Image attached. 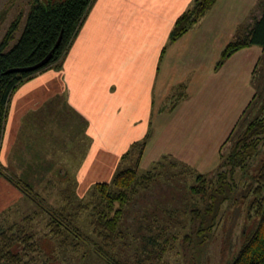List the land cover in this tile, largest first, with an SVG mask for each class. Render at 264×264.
<instances>
[{
	"label": "crops",
	"instance_id": "crops-1",
	"mask_svg": "<svg viewBox=\"0 0 264 264\" xmlns=\"http://www.w3.org/2000/svg\"><path fill=\"white\" fill-rule=\"evenodd\" d=\"M191 1L95 0L62 67L37 72L15 90L0 147L1 163L9 161L20 132L31 124L38 128L32 146L43 149L42 140L52 138V153H57L55 146L69 150L78 137L88 139L85 172L101 173L112 147H126L154 124L139 170L168 153L196 166L206 154L200 169L217 167L221 146L254 97L251 75L263 48H242L219 68L216 62L259 0H216L187 32L169 41L176 18ZM58 96L63 100L53 103L56 114L26 118ZM72 112L81 119L73 121ZM44 121L53 127L42 130ZM23 195L0 176V212Z\"/></svg>",
	"mask_w": 264,
	"mask_h": 264
},
{
	"label": "rangeland",
	"instance_id": "rangeland-1",
	"mask_svg": "<svg viewBox=\"0 0 264 264\" xmlns=\"http://www.w3.org/2000/svg\"><path fill=\"white\" fill-rule=\"evenodd\" d=\"M31 1L0 0V11L5 7L9 8L5 19L0 24V42L11 21L23 9L24 15L19 29L14 33L10 45H13L20 37ZM263 2L264 0L258 1L255 9L250 11L247 18L239 24L236 33L244 34L253 24L255 18L261 13ZM251 85L256 99L254 101L252 99L251 107H246V111L244 110L245 112L243 111L241 114L230 133L231 138H234L243 129L264 96V49L251 75ZM62 100V96H58L57 99L47 101L38 109L31 110L26 118L30 120L35 115L42 113L56 114L58 107L53 106V103H61ZM8 114L7 111L5 126L8 121ZM71 116L73 121L81 119L75 112H72ZM51 123L44 121L41 129L44 130L45 128L47 130L49 126L53 127ZM25 127L26 129H22L17 143L14 144L11 150L9 161L6 164H2L0 161V168L8 176L19 181L22 180L25 183H31L30 180L35 177L33 192L37 195V199L34 200L24 194L23 199L15 201L9 209L1 211L0 229L13 224H24L25 227L35 232L36 239L39 241V246L43 252V255H37L36 264H44L43 260L46 257L49 258L48 264H107L85 244L80 246L79 250H74L71 246L60 245L58 240L51 237L49 227L46 225L48 213L40 205V202L43 206L59 214L60 210L63 209V216H69V214L77 212L76 216L72 215L75 218L73 220L74 228L76 226L80 230L78 232L84 238L91 236L93 229L91 203L95 200L93 186L101 181L110 182L119 171L128 167L138 165L140 168L142 157L139 159L140 148L147 134L148 138L144 145L146 146L149 143L153 135L154 124H148L145 135L131 140L126 147L122 149L120 147V150L117 149V146L112 147L113 154L103 161L100 170L102 172L88 175L83 164L85 149L89 145L88 139L78 137L70 144L69 150L66 148L65 150H59L61 147L55 146L54 148L58 149L57 153H52L54 145L50 142L52 138L42 140L45 146L43 149L33 147L32 142L37 141L34 136L38 128L36 129V125L31 126V124ZM27 135H29L28 138H26ZM135 142H138V145L133 146ZM230 143L231 141L226 140L221 146V155L227 154ZM126 152L129 154L122 159V155ZM47 153H50V155L48 156ZM141 154L143 155V153ZM206 156V154H202L199 158V164L196 166V164H191L176 154L168 153L163 154L153 163V165L156 162L160 163L156 169L152 170L153 165H149L148 169L141 167L140 172L144 173V171L152 170L154 176L138 189V192L125 208L124 216L118 227L119 236L116 246L109 250L114 261H119L121 264H135L136 262L141 264H227L240 247L243 239L241 236L242 228L245 225L251 226L252 224L247 219V201H243L241 197L237 199L235 197L222 205L217 224L205 237L204 243L199 247L195 245L190 210L193 207H201L202 203L198 196L190 192L189 187L194 184L197 173L213 172L218 167L208 171L205 170L206 168L200 169L204 160L208 158ZM261 157L262 152L259 158ZM147 158H149V155ZM45 159L54 162L52 166L54 173L48 170L44 171L36 165V163H41ZM210 162L208 160L205 165ZM254 171L255 169H250V173H254ZM49 173L55 178L54 180H49V177H51ZM41 176L43 177L41 178ZM36 179H38V182ZM235 180L239 188L243 186L245 179L239 170L235 173ZM81 202L87 203V206L78 209ZM28 215L30 218L25 221L24 218ZM19 248L15 246L14 250L16 251Z\"/></svg>",
	"mask_w": 264,
	"mask_h": 264
},
{
	"label": "trees",
	"instance_id": "trees-1",
	"mask_svg": "<svg viewBox=\"0 0 264 264\" xmlns=\"http://www.w3.org/2000/svg\"><path fill=\"white\" fill-rule=\"evenodd\" d=\"M94 1L32 0L29 3L20 37L13 45L10 43L14 33L19 29L24 10H20L11 21L0 42V143L12 94L37 72L47 68L58 70L62 67L65 55ZM215 2L216 0H192L190 6L176 18L169 41L172 42L187 32ZM8 10L9 8L5 7L0 11V24ZM60 35V43L55 46ZM252 45H258L264 49V2L260 16L255 18L246 32L242 35L237 32L225 45L216 62V68H219L236 51ZM52 49H54L52 57L44 66L34 71L6 72L11 68L37 63ZM254 99L256 95L253 101ZM251 105L250 102L247 108ZM147 138L148 134L142 142L139 159ZM227 140L231 143L227 154L220 156L218 167L213 172L197 173L194 184L189 187L190 192L198 196L202 203L201 207H193L190 210L193 241L198 247L202 245L206 240L205 237L216 226L222 205L235 197V199L241 197L243 201H247V219L252 225H245L242 228L243 239L240 247L227 264H264V96L243 129L234 138L230 135ZM136 145L138 142L133 144V146ZM261 152L262 157L259 158ZM53 164L54 162L50 159L36 163L44 171L54 173ZM159 165L160 163L156 162L152 170ZM250 169H255L254 173H250ZM152 170L143 173L139 171L138 165L128 167L119 171L110 182L95 183L93 186L95 200L91 203L93 229L92 235L87 238L78 232L80 230L76 226L74 228L75 218L72 215L76 216L77 212L63 216V209L59 214L40 202L48 213L46 225L49 227L51 237L58 240L60 245L71 246L74 250H79L80 246L85 244L105 263L121 264L112 259L109 250L116 246L119 236L118 227L127 204L138 189L153 178ZM238 170L245 179L240 188L235 180V173ZM49 175L52 174L49 173ZM0 176L8 179L26 196L37 199V195L33 192L35 177H32L31 183H25L8 176L1 168ZM54 179L53 176L49 177V180ZM36 181L38 182V179ZM86 206L87 203L81 202L78 209ZM29 218L28 215L24 220L27 221ZM15 246L20 248L15 251ZM38 254L43 255V252L36 234L24 224H13L0 229V264H36ZM48 262L49 258L46 257L43 263L48 264Z\"/></svg>",
	"mask_w": 264,
	"mask_h": 264
},
{
	"label": "water",
	"instance_id": "water-1",
	"mask_svg": "<svg viewBox=\"0 0 264 264\" xmlns=\"http://www.w3.org/2000/svg\"><path fill=\"white\" fill-rule=\"evenodd\" d=\"M61 40V35L59 36L55 46H58ZM53 50L52 49L42 60H40L39 62L30 65V66H26V67H17V68H11L8 69L6 72H22V71H34L42 66H44L46 63H48V61L50 60V58L52 57L53 54Z\"/></svg>",
	"mask_w": 264,
	"mask_h": 264
}]
</instances>
